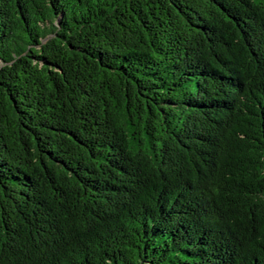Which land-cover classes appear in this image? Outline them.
<instances>
[{
    "label": "trees",
    "instance_id": "1",
    "mask_svg": "<svg viewBox=\"0 0 264 264\" xmlns=\"http://www.w3.org/2000/svg\"><path fill=\"white\" fill-rule=\"evenodd\" d=\"M0 264H264V0H0Z\"/></svg>",
    "mask_w": 264,
    "mask_h": 264
}]
</instances>
